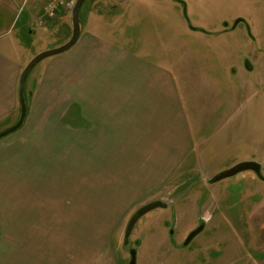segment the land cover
<instances>
[{"label":"crops","instance_id":"crops-1","mask_svg":"<svg viewBox=\"0 0 264 264\" xmlns=\"http://www.w3.org/2000/svg\"><path fill=\"white\" fill-rule=\"evenodd\" d=\"M181 1L184 8L179 0H88L73 46L31 69L25 97L50 98L46 110L27 106L23 125L0 139V264H117L110 234L120 217L135 198L157 195L194 164L195 130L183 97H202L197 110L204 116L205 86L218 90L198 71L196 52L227 54L230 72H239L233 96L241 89L264 99V82L259 91L250 78L251 60L234 62L239 53L231 45L195 48L190 41L228 40L243 18L222 15L225 0ZM42 3L13 35L0 30V131L17 120L19 76L39 51L26 40L48 34L57 18L36 24ZM192 86L201 90L189 93ZM59 97H72L70 125H59ZM255 149L244 161L263 174L264 140ZM66 151L74 157L68 179L55 159Z\"/></svg>","mask_w":264,"mask_h":264},{"label":"rangeland","instance_id":"rangeland-1","mask_svg":"<svg viewBox=\"0 0 264 264\" xmlns=\"http://www.w3.org/2000/svg\"><path fill=\"white\" fill-rule=\"evenodd\" d=\"M31 2L30 6L25 0H0V30H9L13 35L21 27L25 14L29 11L32 14L31 7L35 5L36 9L43 0ZM87 3L88 0L83 5ZM83 5L79 15L84 13H81ZM16 8H19L17 13L13 11ZM219 12L225 17H242L244 22L237 24L234 35L228 40L198 36L190 40L191 44L195 48L208 49L212 45L233 46L235 53H239L238 61L234 62L248 59L253 63L250 78L257 81L260 91L264 82V0H225ZM214 14L211 10L201 17L208 19ZM55 17L48 34L37 32L30 39L26 36V45L33 47L36 44L40 51L64 43L71 34L70 11L61 10ZM194 57L201 64L200 74L218 89L210 93L205 86L209 96L204 97L207 111L204 116L197 110L202 97H183L195 130L197 153L194 164L157 195L135 198L136 201L120 217L119 225L110 234V247L117 264H128L132 248L135 249V264H245L251 259L264 264V180L252 170H243L211 181L219 172L244 161L245 156L255 152L258 142L264 140V99L261 93L259 97H249L241 89L233 96L234 87L240 86L239 72H230L227 59L231 57L227 54L216 53L213 48L204 54L196 52ZM193 89L200 91L201 86H192L187 91L190 93ZM218 94L219 97H213ZM48 98L25 97V101L30 110H46L42 104ZM59 98L57 109H65L59 125L72 123L71 119L76 115L73 106H68L73 104L70 103L72 97H65L64 101ZM54 103H50V111L54 109ZM55 159L60 165L65 163L64 177L68 179V173H73L72 165H69L70 161L74 163L73 155L68 151L56 153ZM262 172L264 174V164ZM252 175L255 178L251 181ZM154 200H160L166 206L155 207L140 216L124 243L130 216L137 208ZM77 218L86 221L90 216L78 215ZM200 223L204 228L183 245L187 235Z\"/></svg>","mask_w":264,"mask_h":264},{"label":"water","instance_id":"water-1","mask_svg":"<svg viewBox=\"0 0 264 264\" xmlns=\"http://www.w3.org/2000/svg\"><path fill=\"white\" fill-rule=\"evenodd\" d=\"M84 1L85 0H75L70 10L71 34L69 38L64 43L58 46H55V47L53 46V47H49V48L38 51L27 61V63L23 67L20 73L18 85H17V99H18V106H19V114H18L17 120L12 125L0 131V139L18 130L24 123V120L27 114V105H26V101L24 97V84H25L27 75L29 74L31 69L39 61L67 51L73 46V44L78 39L80 31H81V20L79 16V11ZM238 20L239 19L235 20L234 23H237ZM243 170H252L257 175V173H259L260 166L254 161H242L228 169H225L219 172L213 177L211 181L213 182V181L220 180L222 178L234 175ZM165 206L166 204L163 203L162 201L154 200V201H150L140 206L139 208H137L134 211V213L130 216L126 224L125 231H124V243H127L131 229L134 223L136 222V220L140 216H142L144 213H146L147 211L155 207H165ZM203 227H204V224L200 223L195 229H193L183 241V245H187L192 240V238L195 237L203 229ZM128 264H135V249L133 248L130 249V260Z\"/></svg>","mask_w":264,"mask_h":264},{"label":"built area","instance_id":"built-area-1","mask_svg":"<svg viewBox=\"0 0 264 264\" xmlns=\"http://www.w3.org/2000/svg\"><path fill=\"white\" fill-rule=\"evenodd\" d=\"M75 0H45L41 4V13L36 24L41 25L44 19L53 18L61 10L70 11Z\"/></svg>","mask_w":264,"mask_h":264},{"label":"trees","instance_id":"trees-1","mask_svg":"<svg viewBox=\"0 0 264 264\" xmlns=\"http://www.w3.org/2000/svg\"><path fill=\"white\" fill-rule=\"evenodd\" d=\"M179 1L181 2L182 6H183V8H184V3H183L181 0H179ZM240 20H242V19H239L238 21H240ZM238 21H237V22H238ZM257 176H258L259 178H261V179L264 180V177H263L262 174L260 173V170H259V173H257Z\"/></svg>","mask_w":264,"mask_h":264},{"label":"flooded vegetation","instance_id":"flooded-vegetation-1","mask_svg":"<svg viewBox=\"0 0 264 264\" xmlns=\"http://www.w3.org/2000/svg\"><path fill=\"white\" fill-rule=\"evenodd\" d=\"M261 179V178H260Z\"/></svg>","mask_w":264,"mask_h":264}]
</instances>
